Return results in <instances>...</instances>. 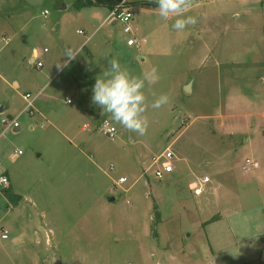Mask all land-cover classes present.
Masks as SVG:
<instances>
[{"label":"rangeland","instance_id":"rangeland-1","mask_svg":"<svg viewBox=\"0 0 264 264\" xmlns=\"http://www.w3.org/2000/svg\"><path fill=\"white\" fill-rule=\"evenodd\" d=\"M132 1L120 3L133 12L124 33L108 8L0 0V172L21 196L0 194V264H264V2L193 0L198 22L177 32ZM113 56L155 81L144 135L91 103ZM153 93L169 103L153 109ZM167 147L175 170L158 179Z\"/></svg>","mask_w":264,"mask_h":264},{"label":"clouds","instance_id":"clouds-1","mask_svg":"<svg viewBox=\"0 0 264 264\" xmlns=\"http://www.w3.org/2000/svg\"><path fill=\"white\" fill-rule=\"evenodd\" d=\"M158 15L163 20L174 19L172 27L177 32H183L189 26L198 22L196 16L187 15L193 8V0H155ZM71 48L66 49L68 61L75 58ZM64 64H58L63 68ZM153 84L155 81L148 72L141 76L133 75L120 60L113 56L107 58V68L100 73L92 87L91 103L99 107L102 114H108L112 121L125 128L130 134L144 135L147 132L148 120L146 112L145 82ZM153 109H159L169 103V96L165 93H153Z\"/></svg>","mask_w":264,"mask_h":264},{"label":"built area","instance_id":"built-area-1","mask_svg":"<svg viewBox=\"0 0 264 264\" xmlns=\"http://www.w3.org/2000/svg\"><path fill=\"white\" fill-rule=\"evenodd\" d=\"M121 7H122V4H119L113 11H111L109 18L110 19L114 18L116 22L119 20L124 26L123 27L124 33H132L133 27L130 22L133 18V12L128 7H125L124 9H121ZM128 43L136 44V39L130 38L128 40ZM37 58L38 56L36 54V56H34L33 61L36 62ZM37 65L41 67L43 63L41 61H37ZM24 99L27 102L25 109L33 113V108H35V105H34L35 99L32 98V94L31 93L24 94ZM1 121L3 123L7 122L6 124L8 127H19V123L15 119H12L11 121H7L5 118H2ZM101 130L105 135H108L110 137H114L118 132V128L108 119H106L102 123ZM18 153H21V150H19ZM175 156H176L175 152L170 147H167L164 150V152H162L159 156L154 158L152 166L157 164V166L155 167L154 173L158 179H164L165 177L169 176L171 173L174 172L175 164L173 162V159L175 158ZM158 163L160 164L158 165ZM111 168H114V166H112ZM126 181H127V178L125 176H121L119 177L117 184L124 183ZM209 181H210L209 176H204V178L200 179L198 182H194L193 184H191L190 187L194 191V194L196 196H200L203 194L204 185ZM9 184H10V180H9L8 175L4 171L0 172V194L2 195L5 194V191L9 187ZM7 236L8 235L5 230L1 234V237L7 238Z\"/></svg>","mask_w":264,"mask_h":264},{"label":"trees","instance_id":"trees-1","mask_svg":"<svg viewBox=\"0 0 264 264\" xmlns=\"http://www.w3.org/2000/svg\"><path fill=\"white\" fill-rule=\"evenodd\" d=\"M262 1L264 2V0ZM121 2L122 0H76L74 3V6L77 9H82L84 7H91V6H98V7L100 6V7H106L110 9L111 11H113ZM143 2L157 6L155 1L153 0H147V1L144 0ZM124 6H127V5H124ZM121 9L123 8L121 7ZM4 196H7L13 201L19 200L21 198L19 194L12 192L9 187L6 189Z\"/></svg>","mask_w":264,"mask_h":264},{"label":"crops","instance_id":"crops-1","mask_svg":"<svg viewBox=\"0 0 264 264\" xmlns=\"http://www.w3.org/2000/svg\"><path fill=\"white\" fill-rule=\"evenodd\" d=\"M27 1V0H26ZM76 1V0H75ZM129 2H131V5L133 4V2L134 1H132V0H128ZM27 3V2H26ZM75 3V2H74ZM130 5V6H131ZM130 6H127L128 8H130ZM85 8H87V7H84V8H82V9H80L79 11H84L85 10ZM91 8L92 9H96L97 10V8H106V7H98V6H91ZM111 11V10H110ZM115 23H117L116 21H113V24H115ZM78 31L80 32V30L78 29ZM87 47V45H84V48H86ZM32 51H33V54H32V56H31V60L33 61L34 60V56H36V54H37V56L39 55L38 53H39V50H38V48L37 47H33V49H32ZM43 66V65H42ZM41 91V90H40ZM40 93H42V91L40 92ZM17 128H19V127H17ZM9 180H10V178H9ZM9 188H11V182H10V184H9ZM17 193V192H16ZM110 200H115V197H111L110 198Z\"/></svg>","mask_w":264,"mask_h":264},{"label":"water","instance_id":"water-1","mask_svg":"<svg viewBox=\"0 0 264 264\" xmlns=\"http://www.w3.org/2000/svg\"><path fill=\"white\" fill-rule=\"evenodd\" d=\"M190 84L186 85V89L189 90L190 89ZM4 109L2 107H0V112L3 111ZM261 259L262 261H264V245H263V249H262V253H261Z\"/></svg>","mask_w":264,"mask_h":264}]
</instances>
